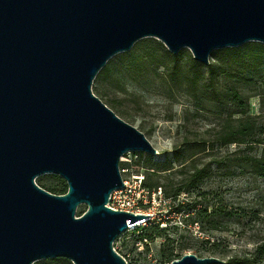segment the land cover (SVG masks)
I'll list each match as a JSON object with an SVG mask.
<instances>
[{
    "label": "water",
    "instance_id": "95a60500",
    "mask_svg": "<svg viewBox=\"0 0 264 264\" xmlns=\"http://www.w3.org/2000/svg\"><path fill=\"white\" fill-rule=\"evenodd\" d=\"M144 37L208 64L215 49L264 44V0H0V264H127L113 241L149 214L106 204L123 187L120 157L157 150L91 85ZM41 174L67 191L40 187ZM213 263L225 260L187 252L169 264Z\"/></svg>",
    "mask_w": 264,
    "mask_h": 264
},
{
    "label": "rangeland",
    "instance_id": "374dc122",
    "mask_svg": "<svg viewBox=\"0 0 264 264\" xmlns=\"http://www.w3.org/2000/svg\"><path fill=\"white\" fill-rule=\"evenodd\" d=\"M152 47L160 51L167 49L158 39L144 37L136 41L129 50L145 51ZM181 50L185 54L182 66L187 71L190 60L193 59L192 54L187 47ZM125 57L123 52H119L107 61L111 68L119 69L115 70L119 76L118 82L114 75L108 78L101 87L103 96L96 94L94 83L91 89L102 102L108 100L107 105L120 118L142 131L157 150L152 155L151 163L155 165L151 168L145 167V152L128 151L120 157L119 169L122 158H125L129 165L125 172H120L124 179H131L136 173H142L145 178L146 175L152 177V170H157L161 193H156L155 199H150L148 208L151 216L146 223H159L160 227L165 224L169 229L164 235L143 242L138 239L140 231L137 226L127 229L113 241L115 250L126 259L127 264H169L163 261L162 250L172 251L174 255L190 252L209 256L213 252L211 256L227 260L252 252L257 245H264V177L238 165L240 155L258 152L260 146L243 149V146H237L236 143L221 145L217 142L223 127L234 123L240 114L230 115V105L208 101L198 104L186 91L185 82L182 86H175L167 81V70L163 67L155 69L154 66H147L141 73H130L126 71V67L121 66ZM209 60L221 65L219 86L225 89L226 86L235 84L248 98V113L258 116L264 127L263 78L255 75L253 83L247 80L235 81L232 78L233 70L228 65L222 64L212 54ZM243 72L246 74L245 70ZM117 110L123 113L120 114ZM260 137L264 141V132L260 133ZM199 145L207 148L194 154ZM175 148L185 150L182 161L173 158ZM164 160L170 162L168 169L159 170L158 166ZM136 164L140 168H136ZM193 167H209L210 172L189 191H182L175 200L166 197L164 189L172 191L179 186ZM154 177L156 176L153 175ZM63 180L56 174H41L35 179L37 183L53 186L61 185ZM148 189L151 191L154 188ZM178 200L196 201L197 207L219 204L232 215L225 218L221 212L225 229L201 230L198 226L187 223L184 215L171 212ZM81 210L85 211L86 205H79L75 215H80ZM182 246L187 249L181 250Z\"/></svg>",
    "mask_w": 264,
    "mask_h": 264
},
{
    "label": "trees",
    "instance_id": "16d2710c",
    "mask_svg": "<svg viewBox=\"0 0 264 264\" xmlns=\"http://www.w3.org/2000/svg\"><path fill=\"white\" fill-rule=\"evenodd\" d=\"M162 46V45H161ZM126 56L125 62H122L121 66L126 67V71L136 74L141 73L147 66H154L155 69L163 67L167 70L166 79L168 82L175 86H182L185 82L186 91L193 96L197 103L205 104V101L221 103L223 105H230L232 110L229 114L239 113L240 116L234 123L227 124L223 127L222 132L217 137V142L221 145H227L230 143H236L237 146H243L245 148H252L254 146H260L258 152L248 153L239 157V167H245L249 171L256 175L264 177V141L260 137V133L264 132V127L261 121L258 120V116H253L248 113V98L244 96L235 84H231L223 89L219 86V71L221 68L220 63L211 62L208 64H202L194 59L190 60L188 70L182 66V57L185 55L183 50H179L176 54L169 52L163 48H153L147 50H129L123 52ZM212 56L218 57L222 64L228 65L230 70H233L232 78L239 80H247V82L254 81V76L258 75L264 80V44L260 42H246L236 47H224L215 49L211 52ZM223 68V67H222ZM118 68H111L110 64H106L97 72L93 83L96 94L103 96L101 87L103 83L108 79L115 76L114 79L118 82L119 76L117 75ZM246 71V74L243 71ZM207 79L205 83L204 80ZM107 105L108 100L103 102ZM109 107V105H107ZM110 108V107H109ZM118 113L122 114L117 110ZM116 114L117 112L114 111ZM124 115V114H123ZM207 146L199 145L195 153L205 151ZM240 148V147H239ZM241 149V148H240ZM185 150L183 148H175L173 152V158L177 161H182ZM142 156V153H139ZM146 168H151L155 165L151 163L153 156L151 154L145 155ZM170 162L166 160L160 163L159 170H167ZM129 162L122 158L120 162L121 168H126ZM157 165V164H156ZM136 168H140L139 164H136ZM192 171L186 175L181 184L171 190H165L166 197H171L175 200L182 191H189L194 187L202 178L206 177L210 172L209 167L191 168ZM157 170H152V177L146 175L144 179V186L146 188L160 187L159 175ZM153 175L156 177L153 178ZM36 182V181H35ZM40 187L54 194H63L67 191V184L62 181L59 186L43 185L37 183ZM171 191V192H170ZM80 215L84 211H80ZM171 212L180 213L184 215V220L191 225L198 226V229L207 230H221L225 229V223L221 220V212L225 218L229 217L231 212L228 209H222L219 204L204 205L203 207H197L196 201L183 202L177 201ZM169 229L167 227H160L159 223L147 224L144 226H138V239L143 242L152 241L155 237L164 235L165 231ZM181 250L187 249L186 246L180 247ZM209 253V252H208ZM211 255L214 253L211 252ZM181 255H174L172 251H161V257L164 262H171L173 259L179 258ZM202 256V255H197ZM264 264V245L260 244L255 246L252 252L244 254L240 257H230L225 260L224 264ZM33 264H73L69 259L64 257H53L35 261ZM219 264V263H213Z\"/></svg>",
    "mask_w": 264,
    "mask_h": 264
},
{
    "label": "built area",
    "instance_id": "2783aa9c",
    "mask_svg": "<svg viewBox=\"0 0 264 264\" xmlns=\"http://www.w3.org/2000/svg\"><path fill=\"white\" fill-rule=\"evenodd\" d=\"M125 168H121L120 172H125ZM123 187L113 190L109 196V201L106 204L113 210H123L132 212L133 214H146L150 217L151 212L148 208L150 199H155V194L161 193V188L156 187L153 190H149L144 186V176L141 173H136L131 176V179H124ZM151 192V193H150ZM142 219L133 225H129L128 229L138 227L141 225H147L149 218ZM165 227V224H162ZM115 250V248L113 247ZM116 251V250H115ZM121 255V254H120ZM122 256V255H121ZM122 258L127 263L126 259Z\"/></svg>",
    "mask_w": 264,
    "mask_h": 264
}]
</instances>
